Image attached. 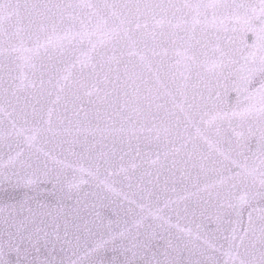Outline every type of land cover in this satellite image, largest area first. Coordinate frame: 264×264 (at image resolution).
I'll return each instance as SVG.
<instances>
[{"label":"water","instance_id":"obj_1","mask_svg":"<svg viewBox=\"0 0 264 264\" xmlns=\"http://www.w3.org/2000/svg\"><path fill=\"white\" fill-rule=\"evenodd\" d=\"M137 2L175 6L172 9L175 16L170 12L168 19L179 26L175 28L166 26L163 30L164 35H158L154 45L151 40L149 41V46L155 47L159 54L153 58V72L159 73L168 90L177 95L178 100L185 99L177 92V87L183 85L187 102L201 104L202 110L196 116L197 123L185 124L179 109L175 110L176 116L166 117L164 110L156 107L157 104L165 103L167 98L157 99V96H162L165 89L155 83L154 77L144 74V78L150 81L147 87L140 80H137L135 84L132 83V80L125 75V65L131 70L133 66L139 64L138 56L129 57L125 54L120 58L122 62L119 65L112 63L111 72L105 68L110 81L105 84L97 82L95 77L90 75L91 68L81 72L79 60L91 56L90 63L99 64L98 54L91 51V45L87 41L69 49L62 63L57 62L60 59L59 52L52 53L56 58L51 62L54 70L59 69L61 74H65L64 69L67 67L72 81H79L84 87H74L66 93H61V99L55 105L49 104L45 98L43 102L45 120L48 119V108H53L51 125H41L32 147L24 142L22 136L17 137L12 131L6 113H0V120L4 122L3 128L0 129V165H3L0 167V172L12 177V185L0 184V243H3L4 259L8 264H17L16 253L8 246L9 232H15L11 221L15 220L19 224L20 220L29 216V208L37 214L34 226H39L49 233L54 232L59 225V232L63 235L65 224L71 232L76 224L83 222L81 219L83 218L95 221V224L102 223L105 226L102 231L106 236L110 221L113 231L124 230L125 221L128 227H132L136 216H125L123 213L118 216L113 212V209H119L121 205L124 209L129 207L125 196L153 207L157 205L156 197H159L158 206L164 210L162 215L167 223L154 220L151 216H147L146 211L144 215L147 219L144 221V227L140 229L143 233L148 225L154 226L156 232L154 250L158 248L160 252H163L169 239L175 247L179 237L182 242L181 247L183 243H187L190 248H203L218 264H233V256L226 255L229 241L225 237L230 236L235 227L241 232L243 229H248V241L255 245V248H250V251L257 262L259 261L260 230L264 227V219H262L264 200L259 197L249 198L247 204L240 206L238 197L241 193L232 188L233 181L226 179L225 183L221 184L220 179L228 177V169L233 167L231 159H243L237 156L241 145L250 146L253 151L258 150L262 129L258 116L241 117L233 113L247 105L248 92L253 91L260 84L259 73L256 74L252 87L247 91L241 80L242 76L247 75L246 71H242L245 68V57L251 59L250 54L255 53L258 58L261 55L260 42L257 36L248 30L247 25L237 21L235 12L209 7L201 8L198 15L195 10L184 6L244 4L255 6L258 13L260 0H0V3L13 6L5 12V17L11 13V19L5 18L3 21L4 31L0 32V48L7 49L10 42L15 43L12 34L28 26L30 16L24 8L26 4L77 6ZM17 4L21 6L19 15L16 14L14 7ZM68 11L79 13L83 17L90 10L75 7ZM239 12L243 15L242 9ZM159 18L158 16L157 19ZM93 22L95 23V18ZM148 22L153 23L151 18ZM255 26L258 27V25ZM159 31L160 29H157L158 33ZM101 39H103L101 34L94 37V41L97 42ZM98 52H104L107 56L112 55L110 46L102 47L98 44ZM177 52H187L189 56L195 57L196 64L191 71H184V64L191 62L185 60L182 55H177ZM221 60L225 67L216 69L214 73L206 71V66L211 65L213 61ZM41 62L50 64L47 56H43L42 61L36 62L34 79L37 84H39ZM54 70L48 75H53ZM137 71H139L138 68ZM7 72L6 66L5 76ZM180 72H184L187 79L181 77ZM13 74L18 76L19 72L16 71ZM172 74L176 76L175 83L172 81ZM29 75H31L30 72ZM48 75L45 76V80L48 79ZM102 78L103 74H101V80ZM16 83L19 81L17 80ZM94 84L96 88H93ZM113 84H117L120 90L119 100L116 98L117 89L113 87ZM125 84L130 86L125 87ZM137 85H139L138 92ZM237 86L241 89L239 100ZM149 87L152 89L151 92L148 90ZM32 91L27 89L18 92L19 105L26 103ZM88 91H92L93 94L87 95ZM124 92L128 95L125 96ZM210 92L211 100L208 99ZM52 99H55V93ZM167 107L172 109L170 103ZM5 108L6 111H11L7 105ZM205 112L208 115H204ZM213 116L217 118L207 123ZM177 117L180 119L179 129L175 128ZM169 123L172 125V132L166 137L161 131L157 138V129H162ZM121 128L124 131H120ZM177 131L180 133L179 136L176 135ZM25 134L31 135V133ZM114 140L116 156L109 169L111 176H108L103 169L98 177L82 175L78 171L80 164H83L85 168L89 166L87 159H80L81 154L87 156L86 148L94 145L93 155L102 149L110 151ZM182 144L187 146L181 147ZM174 148H179L180 151L175 152ZM218 148L220 151H217ZM21 149L24 152V158L31 157L33 164L39 161L43 165L46 162L48 168L52 170V176L58 179L51 182L44 180L38 185L26 186L22 176H13L14 171H19V165L13 167L9 164V156L15 157L16 152ZM245 152L251 157V153H247L246 148ZM47 153H51L52 158H48ZM225 154H229L230 159H225ZM254 159V157L249 159V165ZM57 160L63 163L57 164ZM153 161L157 162L153 163ZM255 163L258 165L259 161L256 160ZM121 168L124 171H121ZM17 180L21 181L18 186H16ZM101 180L106 181L110 189L101 184ZM76 184L79 187L73 186ZM149 192L153 193L151 200L148 199ZM142 196L143 200H141ZM166 204L167 207H165ZM230 204L237 206L229 207ZM132 207L138 215L140 209L136 205ZM5 220L9 223H5ZM161 224L163 227L159 226ZM177 226L184 231H178ZM189 230L191 236L188 235ZM132 231L135 233L136 229L132 227ZM197 234L201 236V239H196ZM205 239L215 245V251L206 248ZM125 243H128L127 239ZM112 247L109 244L106 250H101L92 259L102 258L104 264H124L125 255L112 251ZM60 258L57 256V261ZM76 258L72 257V259ZM128 258H131L130 253ZM157 258L165 259L162 255H158ZM168 258L178 259L181 264L204 259L199 255L190 256L187 250L180 254L171 249H169ZM40 259H43V256ZM148 259H151V252L148 253L147 259L137 257L136 264H147ZM83 264H88V261L85 260ZM236 264H239L238 259Z\"/></svg>","mask_w":264,"mask_h":264},{"label":"snow or ice","instance_id":"obj_2","mask_svg":"<svg viewBox=\"0 0 264 264\" xmlns=\"http://www.w3.org/2000/svg\"><path fill=\"white\" fill-rule=\"evenodd\" d=\"M11 4L0 3V32H3V21L5 18L11 19V13L5 17V12L8 8H12ZM16 14L19 15L20 5L14 6ZM81 7L89 9V13L83 17L79 13L69 12L68 9ZM174 5H165L162 3H103V4H85V5H37L26 4L24 8L29 12V24L26 28L18 29L12 36L15 39V43L10 42L7 49L0 48V113H6L11 129L17 137H23L25 143L29 147H32L36 139V133L40 130L42 124L51 125V115L53 108L49 107L47 110L48 119L44 118V100L47 98V102L51 105L57 104L61 99V93H66L74 87H84L79 81H72L71 73L67 67L64 69L65 74H61L59 69L54 70V65L51 62L56 59L52 53L59 52V60L57 62H63V57L75 45H82L87 41L91 45V51L97 53L99 56V64L90 63L92 57L88 56L83 60H79L81 72L85 69L91 68V76L95 77L97 82L110 83L108 72L112 71V63L115 62L119 65L122 60L120 59L125 54L129 57L138 56L139 64L133 66L130 70L125 65V75L132 80L135 84L137 80H140L145 87L150 83L149 80L144 78V74L154 77L155 83L165 89L162 96H157V99L166 97L165 103L157 104L158 109H163L166 117L176 116V109L183 115L185 124L195 125L197 123L196 116L202 110L201 104L188 103L186 99V93L183 91V85L177 87V92L180 97H185L183 101L178 100L177 95L168 90L167 85L161 80L158 72H153V58L159 55L155 47L149 46L151 40L154 45L157 41V37L164 35V28H175L179 25H174L168 15L171 12L175 16V12L172 11ZM186 8H191L199 15L200 9L204 8H222L230 12H235L237 21H242L247 25L248 30L253 32L257 36L260 45L261 55L257 58L255 53H251V59L245 57V68L242 71H246L247 75L242 76L245 87V91L252 87L254 78L257 73L260 74V84L253 91L248 92L246 97L248 103L240 111L233 113L234 115L241 117L258 116L261 121V137L258 145V150L253 151L250 146L241 145L237 152L238 157L243 159H231L232 168L228 169V177H221L220 183L224 184L226 179L233 181L232 188L240 191L238 197V205L242 206L249 202V198L255 199L259 197L264 200V0H260L259 12L255 6L250 5H229V4H212V5H185ZM243 10V15L239 10ZM179 11V9H176ZM160 17L157 19V17ZM95 18V23L93 19ZM149 18L153 23H149ZM143 21V23H142ZM255 25H258L255 26ZM157 29H160L159 33ZM62 32V34H61ZM97 34H101L103 39L94 41V37ZM99 46H110L111 56H107L104 52H98ZM18 53V56L13 54ZM119 53V56H117ZM185 60L191 63L184 64V71H191L196 64L194 56H189L187 52L180 53ZM222 55H227L222 53ZM47 56L50 64L40 63L39 84L36 83L34 77L36 76L37 61L42 57ZM19 61V63H17ZM231 62V61H230ZM179 63V61L177 62ZM8 67L7 76H5L4 68ZM223 60L216 62L213 61L211 65L206 66V71L215 72L216 69L225 67ZM75 67V65H72ZM107 68L108 72H105ZM137 68L139 71H137ZM54 70L53 75H48L50 71ZM18 71L19 75L16 76L13 73ZM29 72L31 75H29ZM101 74L103 78L101 80ZM48 75V79L45 80V76ZM180 76L184 79V72H180ZM19 83H16V81ZM176 76L172 74V81L175 83ZM119 82V77H117ZM7 84V87H5ZM130 85L125 84V87ZM97 86L94 84L93 88ZM113 87L117 89L116 98H120V90L117 88V84H113ZM32 89V93L29 98L26 99L24 105H19L18 92L21 90ZM149 92L152 89L148 88ZM136 91H139V85L136 87ZM239 100L240 87H236ZM53 93H55V99H52ZM87 95L91 96L92 91H88ZM110 95V93H106ZM127 96L128 93L124 92ZM219 98V93H217ZM79 99V97H77ZM203 99V97H201ZM209 100L212 99L211 92L209 93ZM257 99L259 106L257 107ZM15 101V102H14ZM172 105V109L167 107V104ZM187 103V108L185 104ZM5 105L11 108V111H6ZM206 106V105H205ZM30 109V111H29ZM204 115H208L207 112ZM217 117L213 116L207 123H211ZM3 120H0V129L3 128ZM19 124V127H18ZM180 119L177 117L175 120V128L179 129ZM172 125L169 123L162 129H157V138H159L162 131L167 137L172 132ZM120 131H124L123 128ZM199 132V129H197ZM25 133H31L26 135ZM179 136V131L176 132ZM186 144H182L181 147H186ZM19 147V146H18ZM11 149V145H9ZM95 146L92 145L86 148L87 156L81 154L80 159H87L88 167L85 168L83 164H80L78 171L83 175L98 177L101 170L111 176L109 171L113 164V160L116 156L115 140L113 141V148L110 151H104L103 149L93 155ZM251 153V157L246 154ZM173 151L179 152V148H174ZM217 151H220L218 148ZM76 154V153H73ZM138 154V153H137ZM224 154V153H222ZM48 158H52L51 153L46 154ZM254 157L253 163L249 165V159ZM123 159V157H121ZM225 159H230L229 154H225ZM258 160V165L255 161ZM157 161H153L156 163ZM9 164L15 167L19 165V171H14L13 176L23 178V182L26 186H34L42 183L44 180L51 182L58 177L52 176V170L48 168L47 163L43 165L39 161L33 164L31 157L24 158L23 150L16 152L15 157L9 156ZM57 164H62V161L57 160ZM175 163V161H173ZM67 167L68 165H64ZM3 167V165H0ZM135 167V165H133ZM32 170L29 172L28 170ZM94 169V170H93ZM121 171H124L121 168ZM250 181V183H249ZM20 180L16 181V186L20 184ZM8 183L12 185V177L4 175L0 172V184ZM101 184L105 187L110 186L106 181L101 180ZM258 184V188H257ZM55 186V185H54ZM79 187L78 184L73 185ZM148 199L151 200L153 193L149 192ZM129 207L123 208V205L119 209H113L116 215L123 213L125 216H136L132 222V227L136 229L135 233L132 231V227L127 226L125 221V229L121 231L111 230V221L107 225L108 231L103 233L104 225L95 224V221H89L82 219V223L76 224L73 231H69L68 225L65 224L63 235L59 232V225L56 226L54 232L49 233L36 224V213L31 208L28 209L29 216L19 221V224L15 220L11 221V226L15 228V232H9L8 246L16 253L17 264H83L85 260L88 264H104V260H94L96 254L101 250H106L107 246L111 244L112 251L121 252L125 255L124 264H136V258L141 257L147 259L148 253L151 252V259L147 260V264H181L178 259H169V249L174 252L182 254L187 250L189 255H199L203 257V260L189 261L188 264H218L211 255H208L207 251L203 248L195 249L190 248L187 243H183L181 247L180 238L177 237V245L173 247L171 240L167 241V247L163 252L159 249H153V244L156 239V232L153 225H148L144 232L141 233L140 229L144 227V221L147 216H151L154 220L164 221L162 215L163 209L159 208V197H156L157 205L146 206L143 203H138L134 199H129ZM144 197H141L143 200ZM132 205H136L140 209V213L137 215L135 208ZM237 205L230 204L229 207L235 208ZM40 207H44L40 205ZM167 207V204L165 205ZM147 211V216L144 213ZM99 217V213H97ZM264 219V216H262ZM249 221L251 223V213L249 214ZM9 223L8 220L4 221ZM163 227V224L159 225ZM178 227V226H177ZM95 229V230H94ZM178 231L183 232L184 229L178 227ZM260 256L259 261L255 259L254 254L250 251V248H255V245L248 241V229H243L242 232L238 231L235 227L232 229L230 236L225 237L229 241V249L226 255L233 256V264H236V259L239 260V264H264V227L260 230ZM99 237L97 238V234ZM188 235L191 236L189 230ZM128 243H125V240ZM196 239H201V236L197 234ZM247 241V242H246ZM119 242V244H117ZM204 244L207 249L215 251V245L205 239ZM59 245V247H57ZM243 250V251H241ZM71 253V255H69ZM131 254V258H128V254ZM162 255L164 260L158 259L157 256ZM43 256V259L40 257ZM57 256L61 258L57 261ZM77 257L72 259V257ZM0 264H8L4 259L3 243H0Z\"/></svg>","mask_w":264,"mask_h":264}]
</instances>
